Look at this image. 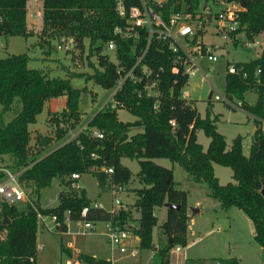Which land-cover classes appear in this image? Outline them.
Returning a JSON list of instances; mask_svg holds the SVG:
<instances>
[{
	"label": "trees",
	"instance_id": "1",
	"mask_svg": "<svg viewBox=\"0 0 264 264\" xmlns=\"http://www.w3.org/2000/svg\"><path fill=\"white\" fill-rule=\"evenodd\" d=\"M171 1L162 6L164 13ZM86 10L93 11V17H84ZM0 12L3 16L0 34L31 35L25 24L26 0H0ZM238 20L239 26L232 36L240 32L249 38L260 34L264 42V0H244ZM41 21V30L46 35L70 34L81 49L83 39L87 38L88 52L96 53L100 69L94 67L90 74L71 72L66 75L68 77L58 78L49 76L40 68L29 67V57L25 53L0 58V116L17 106L9 120H0V155H9V167L22 168L19 180L30 181L37 192L50 185L53 178L63 180L65 176L64 186L68 187L58 191L57 204L53 207H41L37 196L23 209L0 202V229L5 230V238L0 239V264H37V214L55 216L60 231L66 230L65 212L70 220L110 221L118 225L130 220V209L120 208L112 214L100 207H92L82 188L69 187L71 180L68 176L73 172L91 173L102 185L108 181L127 183L131 172L120 163L122 157L134 158L138 165L135 176L141 186L133 189L135 199L131 206L139 212L132 232L137 236L140 248L151 246L152 228L156 224L153 208L165 206V218L158 225L166 240L162 248H157L159 264H168L167 252L173 245H185L189 216L186 213L187 192L176 187L171 168L156 164L152 158H166L180 166L193 181L204 182L220 208L234 206L241 210L252 224L254 242L264 248V196L261 194L264 186V130L258 128L254 131L247 155L241 151L239 137L233 138L226 147L223 135L214 128V118L209 117L208 109L201 117L190 100L179 97L187 77L181 71H170L171 52L158 39L150 40L142 58V64L151 68L153 74L157 72V96L142 91L137 94L140 83L130 80H126L113 95V99L121 102L124 109L135 117L134 120H119L116 109L106 104L73 138L41 156L29 158L27 126L35 122L46 100L65 96L64 107L47 114L54 125V134L42 136L41 145L50 143L53 138L61 139L80 121L78 101L86 89L73 88L69 77L85 76L103 89L113 86L116 79L114 65L98 53L101 42L115 38L119 65L125 69L132 66L145 45L143 31L137 40L115 37L111 33L115 25L123 23L114 13L113 0H41ZM234 64L245 71L246 76L225 75L226 98L230 101L236 98L239 108L264 121V48L256 58ZM255 69H259L257 75ZM247 89H253L256 94L253 104L243 99L242 93ZM133 127L140 130L129 134ZM92 128L100 131L102 136H93ZM198 129L209 138L204 150L195 138ZM212 163L228 166L233 182L220 184L213 173ZM100 166L111 167L112 173L98 170ZM2 177L0 172V179ZM84 206L87 211L80 216ZM3 215L8 220L6 224L2 223ZM78 260L82 264L94 262L88 255H79ZM95 261L96 264H110L108 260ZM235 263L234 258L219 259V264Z\"/></svg>",
	"mask_w": 264,
	"mask_h": 264
},
{
	"label": "rangeland",
	"instance_id": "2",
	"mask_svg": "<svg viewBox=\"0 0 264 264\" xmlns=\"http://www.w3.org/2000/svg\"><path fill=\"white\" fill-rule=\"evenodd\" d=\"M37 10L41 11V0H26L25 24L27 29L31 31V35L13 34L4 36L0 34V58H4L9 54L25 53L29 57V67H40L49 76L58 78L68 77L66 75L71 72L85 73L86 75L90 74L94 67L98 68L95 52H88L85 46L82 49L76 47L66 53L57 51L54 41L56 35L48 36L46 32H42L41 18L34 15ZM252 38L258 40L260 44L264 43L260 34L249 38L243 32H240L235 36V42L234 40L231 42L224 41L219 35H214L207 29L206 34L203 36V41L208 46L212 43L216 46L213 51L216 60L207 61L206 59H201L199 67L205 73L207 80H204L200 74L196 73L189 76L187 83L183 87L201 117L204 116L206 109H208L209 117L214 118V128L223 135L226 147H229L234 137L240 138L241 151L244 155L248 154L251 144V125L254 122L251 118L252 115L239 107L231 108V106L222 101L211 100L208 98V94L212 96L224 92L227 62L249 61L258 56L260 49H263L262 47L245 46L243 44L244 41ZM69 83L73 88L85 87L86 89L85 92L81 93L78 101L79 123L61 139L53 138L50 143L41 145L39 141L42 136L50 137L54 134V125L48 119L46 113L48 110L53 112L60 111L64 107L65 96L61 95L46 100L41 112L36 116V120L33 123V126L37 129L30 130L29 158L37 155L41 156L70 139L84 124V121L100 107L105 106L107 99L111 98L110 89L101 88L89 78H85V76L69 77ZM242 96L246 103L252 104L256 95L253 89H247L242 93ZM235 100L236 98L232 99L233 102ZM16 109L17 106L14 105L10 111L0 116V120L3 122L9 120ZM116 113L122 121H131L135 118L126 109L118 108ZM261 126L263 127L264 124ZM139 130L140 128L133 127L129 130V134ZM208 139L201 129L197 130L198 143L204 146ZM9 161V155L1 158L0 168L8 169L11 172L15 171V169L9 167ZM157 161L168 167L173 165V180L176 182V187L185 190L187 192L186 203L191 208L199 210L193 211L195 216V225L193 227L197 232L192 237L189 236L190 240L199 239L186 250L187 259L185 264H218V259L225 258V254L229 253L228 250H231L230 254L239 258L237 264H264V250H258L261 248L257 244H255L256 250L254 252L246 253L249 249L248 243H254L252 238L253 227L250 220L241 210L234 206L226 209L220 208L216 199L210 195V190L204 182L193 181L180 166L170 163L165 158ZM121 163L131 171L127 186H138L139 183L135 176V172L138 170L136 159L122 158ZM212 166L213 173L220 184H225L229 181L233 182L231 170L228 166L216 163H212ZM0 172H2V169H0ZM64 178L63 180L53 178L50 185L38 189V192L30 181H20L24 199L17 201L15 206L23 209L26 203L30 199L34 200L36 196L40 206H55L57 204V192L63 188H68L64 186ZM75 182L85 187L86 196L90 198L92 203L101 201V203L109 207L111 203L110 181L103 185L98 184L97 179L91 173H83ZM131 197L132 193L129 191L124 190L119 193V199L122 204L129 202ZM195 199L200 201V206L193 205ZM157 215L158 224H160L161 215L159 213ZM82 222L83 220L75 221L67 218L66 230L60 231L50 216L42 215V220L37 218L35 229V242L38 246L35 254L36 263L66 264V262H69L68 264H72L74 261L77 262L78 259L76 257L71 258L63 250L64 246L70 244L82 249L81 255L93 257L94 261L98 259L111 260L110 264H159L157 248H162L166 244V240L164 238L157 240L155 228H153L151 233V246L149 248H139L135 240L136 235L129 230L122 241L123 245L128 247V249L126 252H119L116 248L111 249L107 242L106 232L104 231L107 224L105 221H89L92 224L91 229L84 228ZM202 228H204L203 231H201ZM132 247L136 250L134 255L129 254V250ZM169 251H171L173 256L177 253L174 245ZM242 252L245 254L240 257ZM179 262L181 261H178V264H180Z\"/></svg>",
	"mask_w": 264,
	"mask_h": 264
},
{
	"label": "built area",
	"instance_id": "3",
	"mask_svg": "<svg viewBox=\"0 0 264 264\" xmlns=\"http://www.w3.org/2000/svg\"><path fill=\"white\" fill-rule=\"evenodd\" d=\"M167 2L168 0H113L114 13L123 23L115 25L111 33L115 37L137 40L143 31L145 45L136 55L132 66L125 69L119 65L115 38H108L101 42L102 46L98 53L106 56V61L114 65L116 74L115 82L109 88L111 98L107 99L105 105L109 104L113 109H124V105L115 101L113 95L121 89L126 80L140 83V90H136L137 94L142 91L146 95L157 96V72L153 74L151 68L142 64V58L152 38L160 40L171 52V72L181 71L186 75L187 79L197 73L204 80H207L205 73L199 67V61L201 59H206L207 61L216 60V56L213 53L216 46L213 43L208 46L203 41V36L206 34L207 29H209L210 33L219 35L224 41L233 42L238 34L235 33L232 36V33L239 26L238 13L243 10L244 0H172L167 12L164 13L162 6ZM34 15L41 18V11L37 10ZM93 15L94 13L91 10H86L83 13L86 18H91ZM2 21L3 16L0 12V24ZM54 41L56 44L55 49L63 53L78 47L74 37L70 34L56 35ZM243 44L245 46L251 45L264 48V43L260 44L254 38L244 41ZM82 45L88 49L87 38L83 39ZM258 72L259 69H255L254 74L257 75ZM225 74L246 76L245 71L239 69L232 62L226 64ZM179 97L186 101L189 100L183 87L180 89ZM209 98L222 101L230 106L239 107L238 101L233 102L226 98L225 91L222 94H214L212 96L209 94ZM59 126H61V123ZM91 134L97 138L102 136L101 132L96 129H91ZM91 155L93 156V153ZM98 170L106 174L112 173L111 167L100 166ZM21 171L22 168L12 172L8 169H2L3 178L0 179V199L6 204L15 205L17 201L24 199V192L19 180ZM78 177V173L69 174L68 178L71 180L70 188H77L75 181ZM110 189L112 204L107 211L113 214L121 208L118 193L122 190V184L110 182ZM86 211L87 206L82 207L80 216H84ZM50 217L58 226L55 216L51 215ZM82 225L84 228H92V224L89 221L83 220ZM129 230L130 228L124 223L118 225L107 221L105 234L110 247L116 248L119 252H126L128 247H125L122 241ZM4 238L5 230L0 229V239ZM174 248L177 250L179 247L175 245ZM135 253L136 250L132 247L129 250V254L134 255Z\"/></svg>",
	"mask_w": 264,
	"mask_h": 264
},
{
	"label": "crops",
	"instance_id": "4",
	"mask_svg": "<svg viewBox=\"0 0 264 264\" xmlns=\"http://www.w3.org/2000/svg\"><path fill=\"white\" fill-rule=\"evenodd\" d=\"M235 42V41H234ZM260 48V47H259ZM263 48V47H262ZM262 49H260V51H261ZM260 51H259V53H260ZM259 53H258V55H259ZM257 57V56H256ZM255 57V58H256ZM252 60V59H251ZM243 62H246V61H243ZM227 63H229V62H227ZM235 63V62H234ZM37 68H40V67H37ZM226 75V74H225ZM188 80V79H187ZM187 83V82H186ZM185 83V84H186ZM185 86V85H184ZM183 86V87H184ZM256 95V94H255ZM209 98V97H208ZM187 99H189L190 100V102H193L192 101V99L190 98V97H188L187 96ZM210 99V98H209ZM255 99H256V96H255ZM236 101V100H235ZM254 102H255V100H254ZM253 102V103H254ZM252 103V104H253ZM193 105H194V103H193ZM195 106V105H194ZM230 106V105H229ZM101 108V107H100ZM99 108V109H100ZM231 108H236V107H234V106H231ZM98 109V110H99ZM97 110V111H98ZM197 110V109H196ZM48 112H53V111H51V110H48L47 111V113ZM56 112H58V111H56ZM198 112V111H197ZM47 113H46V115H47ZM199 113V112H198ZM249 114V113H248ZM38 115V114H37ZM36 115V116H37ZM93 115V114H92ZM91 115V116H92ZM251 115V114H250ZM90 116V117H91ZM116 116H117V113H116ZM89 117V118H90ZM89 118H87L86 119V121H84V124L77 130V132L78 131H80V130H82L84 127H85V125H86V122H87V120L89 119ZM117 118H118V116H117ZM253 120H254V122H253V124L251 125V129H252V134L254 133V131H256L258 128L260 129V130H264V126L262 127L261 125L262 124H264V121L263 120H259L258 118H256V117H254L253 115H252V117H251ZM119 119V118H118ZM135 119V118H134ZM133 119V120H134ZM36 120V119H35ZM120 120V119H119ZM122 121V120H121ZM132 121V120H131ZM27 129H28V131H29V133H30V130L31 129H37L36 127H34L33 126V123L32 124H28V126H27ZM92 129H94V128H92ZM77 132H75L71 137H70V139L71 138H73L75 135H76V133ZM220 133V132H219ZM69 138V137H68ZM67 138V139H68ZM195 138H196V141H197V130L195 131ZM235 138V137H234ZM251 138H252V136H251ZM70 139H68V140H70ZM252 140V139H251ZM67 141V140H66ZM66 141H64V142H66ZM208 141H209V139H208ZM208 141L206 142V144L204 145V146H202L200 143V145H201V147H202V149L204 150L206 147H207V144H208ZM63 143V142H62ZM5 155H0V160H1V158H3ZM122 158H126V157H122ZM122 158H120V163H121V159ZM158 159H162V158H152V161L153 162H155L156 164H159V165H162V166H164V167H168V166H165L164 164H161V163H159L157 160ZM166 159V158H165ZM168 160V159H167ZM122 164V163H121ZM172 164H175V163H172ZM124 165V164H123ZM125 166V165H124ZM168 168H171V170H172V177H173V169H174V167H173V165H170ZM212 168H213V166H212ZM0 169H4V168H0ZM16 170V169H15ZM131 172V171H130ZM136 172H137V170H136ZM135 172V173H136ZM81 176V174H79V177ZM79 177H78V179H79ZM131 177V176H130ZM3 178V177H2ZM217 178V177H216ZM78 179H76V180H78ZM136 179H137V177H136ZM129 180H130V178H129ZM129 180H128V182H129ZM138 181V180H137ZM128 182L127 183H122V190L120 191V192H122V191H129V192H131L132 193V197H131V199H130V201L129 202H126V203H123L122 204V202H121V200H120V207L121 208H124V209H130V213L132 214V216H131V218H130V221L131 222H125V224L124 225H127L129 228H130V231H132V228L133 227H135L136 226V224H137V218L139 217V212L134 208V207H132L131 205H132V203L134 202V199H135V195H134V192H133V189L134 188H138V187H140L141 186V184L139 183L138 184V186H133V187H128L127 186V184H128ZM77 188L79 189V188H82L83 190H84V192H85V196H86V191H85V187L84 186H82V185H78L77 184ZM111 190V189H110ZM119 192V193H120ZM58 193V192H57ZM119 193H118V198H119ZM87 197V196H86ZM88 198V197H87ZM88 200H89V205L90 206H92V207H100V208H102V209H104V210H108L110 207H111V204H112V197H111V203H110V205H109V207L108 206H105L104 205V203H101V201H98V202H95V203H92L91 201H90V198H88ZM186 200H187V197H186ZM193 205L194 206H200V201L199 200H197V199H195L194 200V202H193ZM41 207H43V206H41ZM231 207V206H230ZM229 207V208H230ZM192 208L189 206V204H187L186 203V213H187V215L189 216V220H188V225H187V232H186V243H185V245L184 246H179L178 245V249L176 250L175 248V251H177V253H175V255L173 256V254L171 255V251H168L167 252V254H168V256H167V259H168V264H178V261H181V262H179L180 264H185L186 263V250L196 241V240H198L199 238H195V239H191L190 240V238H189V236H191L192 237V235L195 233V232H197L195 229H194V225H195V216H194V213H193V211L191 210ZM192 211V212H191ZM196 211H199V210H195L194 212H196ZM160 214L161 215V222L164 220V218H165V206L163 205V206H156V207H154L153 208V214L155 215V217H156V224H155V226L153 227V228H155L156 229V233H155V236H156V238H157V240H159V239H161V238H164L165 239V237H164V235H162V234H160V231H159V229H158V215L157 214ZM37 218L38 219H40V220H42V215H38L37 216ZM67 212H65V214H64V220H63V222L65 223V225H66V221H67ZM131 219H133V220H131ZM70 220V219H69ZM75 221H78V220H75ZM129 221V220H128ZM93 222H95V221H93ZM106 223H107V221H105ZM127 223V224H126ZM56 224V223H55ZM56 226H57V224H56ZM66 228H67V225H66ZM153 228H152V231H153ZM204 230V228H202L201 229V231H203ZM105 231V230H104ZM135 240L137 241V243H138V238L135 236ZM254 241V240H253ZM239 243V242H238ZM249 244V249L246 251V253H248V252H254L255 250H256V247H255V242L254 243H248ZM110 246V245H109ZM259 246V245H258ZM35 247H36V249L38 248V246L36 245V242H35ZM74 249H73V248ZM136 247H138V246H136ZM174 247H175V245H174ZM64 248H67V249H65L64 251L66 252V253H68L69 254V256L71 257V258H73V257H76V259H78V256L79 255H81V253H82V249H79L78 247H75L74 245L72 246V245H70V244H67V246H64ZM111 248V247H110ZM140 248V247H139ZM182 248V249H181ZM259 248H261V249H258V250H264V248L263 247H260L259 246ZM111 249H114V248H111ZM153 249H155V248H153ZM181 250V251H180ZM179 252V253H178ZM228 254H225L226 256H225V258H222V259H227V258H234V259H236V263L235 264H237V260L239 259L238 257H235V256H233V254H230V252H231V250H228ZM233 253V252H232ZM245 253L244 252H242L241 254H240V257H243V255H244ZM171 255V256H170ZM93 258V257H92ZM94 259V258H93ZM108 261H110V263H111V260H108ZM95 262V261H94ZM69 262H66V264H68ZM76 263H80V261L79 260H77V262ZM72 264H75V261L74 262H72ZM218 264H219V259H218Z\"/></svg>",
	"mask_w": 264,
	"mask_h": 264
},
{
	"label": "water",
	"instance_id": "5",
	"mask_svg": "<svg viewBox=\"0 0 264 264\" xmlns=\"http://www.w3.org/2000/svg\"><path fill=\"white\" fill-rule=\"evenodd\" d=\"M208 97H209V94H208ZM261 194L264 196V186H263V188L261 189ZM170 207H173V206H175V207H177L176 205H169ZM192 211H195V210H197L196 208H192L191 209ZM8 222V220H7V218L3 215V220H2V223L3 224H6ZM92 264H96V262H92Z\"/></svg>",
	"mask_w": 264,
	"mask_h": 264
}]
</instances>
